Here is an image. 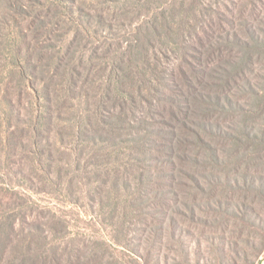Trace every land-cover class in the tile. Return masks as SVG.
<instances>
[{"label":"rangeland","instance_id":"1","mask_svg":"<svg viewBox=\"0 0 264 264\" xmlns=\"http://www.w3.org/2000/svg\"><path fill=\"white\" fill-rule=\"evenodd\" d=\"M18 1L24 3V0ZM100 2L83 0L81 5L94 10ZM8 4V0H3L0 5V264H17L23 258L26 264H259L264 256V189L257 193L255 200L248 202L252 204L247 206L253 214L250 221L232 218L224 232L219 227L212 228L209 224L215 217L205 204L199 221L175 219L176 234H180L181 227L185 228L191 247L183 250L178 242L169 240L167 248H153L149 253L137 248L141 232L136 235V231L144 226L140 220L145 217V210L144 205H137L136 182L128 188L120 185L116 192L114 188L118 182L128 181L143 171L162 174L163 169L154 167L156 160L152 157L163 159L164 154L147 150V162L141 165L137 157L143 156V150H134L127 140L133 134L119 126L88 132L99 135L95 144L84 129L88 120L95 117L90 106L99 99L93 98L91 103L84 99L68 100L71 93L68 84H62L59 77L63 70L55 72L51 59L52 54L63 52L60 36L63 30L50 36L35 34L27 30L26 22ZM216 8L222 12L234 11L238 32V27L252 20L251 11L260 10L254 22L263 27L264 34V0H136L128 9L114 14L118 20L111 21L115 24L113 29L97 25L90 28L88 38L92 40L83 39L81 45L85 47L86 63L88 66L95 63L94 73H106L104 68L112 67L109 63L127 59L130 46L137 48L152 25L162 32L161 43L170 50L176 49L181 41L178 34L191 33V25ZM176 12L180 13L177 23L168 30L161 16ZM185 15H190L186 21ZM63 21L71 22L66 16ZM41 46H45V52ZM26 47L37 51L38 57L34 58L41 67L34 75L26 73L27 79H24L22 68L16 62L19 59L23 62L18 49ZM55 47L56 51H48ZM136 48H132L133 53ZM163 53H159L163 61L173 55L170 51L165 54L163 50ZM262 67L259 63L257 70L261 71ZM137 76L139 85L145 86L146 82ZM95 77L103 75L92 74L90 78ZM33 85L40 90H35ZM44 88L52 91L50 108L38 110L35 95H41ZM86 90L94 93L89 88ZM82 93L86 97V91ZM40 101L43 105L44 98ZM37 111H42L45 117L37 120ZM147 117L150 118L149 114ZM106 136L109 139L104 143ZM192 169L195 173H205L201 168ZM259 171L264 175V165ZM185 180L189 184V177ZM198 201L201 205L205 203ZM143 234L150 232L147 229ZM221 234L224 244L222 239V242L216 239ZM207 237H214V242H208L211 238ZM235 239L236 252L232 243ZM139 242L144 246L145 241ZM76 252L84 255L78 256Z\"/></svg>","mask_w":264,"mask_h":264},{"label":"trees","instance_id":"2","mask_svg":"<svg viewBox=\"0 0 264 264\" xmlns=\"http://www.w3.org/2000/svg\"><path fill=\"white\" fill-rule=\"evenodd\" d=\"M82 1L24 0L20 3L8 0V5L23 18L27 30L35 34L50 36L63 30L60 35L63 52L52 54L51 59L55 72L63 70L59 77L62 84H68L71 92L68 100L84 99L91 103L99 99L93 104L95 108L90 106L95 117L88 120L84 129L95 144L99 135L88 132L97 131L99 127L115 129L119 126L133 134L127 139L133 149L143 150V156L137 157L141 165L147 162V150L164 154L163 159L152 157L156 160L154 167L163 169L162 174L143 171L128 181L118 182L117 189L114 188L116 192L120 185L128 188L136 182L137 205H144L145 210V217L140 220L144 226L139 225L136 231V235L141 232L136 238L145 242L143 246L138 241L137 248L149 253L153 248H167L169 240L178 242L183 250L191 247L185 228L181 227L180 234H176L175 219L199 221L205 204L215 217L209 226L219 227L223 232L232 218L252 220L253 214L247 210L252 204L248 202L255 200L257 193L264 189V175L259 171L264 165V34L263 27L254 22L260 10H252V20L245 21L238 32L234 11L222 12L216 8L206 17H199L188 35L177 33L181 41L173 50L161 43L163 34L157 26L152 25L144 36L142 28V41L137 48L130 46L136 48V52L131 48L126 60L109 63L112 67L104 66L106 73L97 74L93 71L95 63L89 66L86 63L85 47L81 46L83 39L92 40L88 37L94 25L113 29L115 24L111 21L118 20L114 14L128 9L136 0H98L100 5L94 10L84 8ZM179 14L162 15L163 26L171 30ZM64 16L71 22H64ZM189 17L185 15V21ZM183 31H186L184 27ZM40 48L46 51L45 46ZM51 50L56 51V47L48 49ZM163 50L165 54L167 51L173 54L166 61L159 54L164 55ZM18 51L23 62L19 59L16 64L22 68V77L27 79L26 73L34 75L41 67L36 63L38 53L28 47ZM94 54L97 56L96 50ZM259 63L263 64L261 71L257 70ZM92 74L103 77L91 79ZM137 75L148 87L139 85ZM86 88L94 93L87 92ZM35 97L39 101L38 110L50 108L52 91L44 88L41 95ZM41 113L37 111V120L45 117ZM155 122H159L158 127ZM103 139L105 143L109 136ZM185 165L201 168L205 173H195L192 167ZM187 177L189 184L185 180ZM199 198L205 202L203 205ZM13 229H16L14 225ZM147 229L150 234L144 235ZM223 237L221 234L216 239L222 242ZM207 238H211L208 242H214V237ZM232 243L236 252V239ZM219 247L222 255L221 244ZM25 260L17 264H26Z\"/></svg>","mask_w":264,"mask_h":264},{"label":"crops","instance_id":"3","mask_svg":"<svg viewBox=\"0 0 264 264\" xmlns=\"http://www.w3.org/2000/svg\"><path fill=\"white\" fill-rule=\"evenodd\" d=\"M259 264H264V256L262 257V259H261Z\"/></svg>","mask_w":264,"mask_h":264}]
</instances>
